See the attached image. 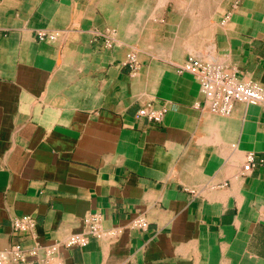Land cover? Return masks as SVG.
Wrapping results in <instances>:
<instances>
[{
  "label": "crops",
  "instance_id": "crops-1",
  "mask_svg": "<svg viewBox=\"0 0 264 264\" xmlns=\"http://www.w3.org/2000/svg\"><path fill=\"white\" fill-rule=\"evenodd\" d=\"M234 3L0 0V251L23 215L28 249L98 213L118 236L55 263L264 264V106L212 113L179 71L193 58L264 89V0ZM148 103L167 108L158 126L135 117Z\"/></svg>",
  "mask_w": 264,
  "mask_h": 264
},
{
  "label": "built area",
  "instance_id": "built-area-1",
  "mask_svg": "<svg viewBox=\"0 0 264 264\" xmlns=\"http://www.w3.org/2000/svg\"><path fill=\"white\" fill-rule=\"evenodd\" d=\"M235 0L234 4H238ZM57 32L48 30H38L36 35L39 40H52ZM97 37L102 39V44L106 48L113 47L116 43L108 33H98ZM125 64L132 70H136L138 63L133 53H129ZM181 72H188L196 77L203 103L212 113L228 115L235 105H262L264 106V89L239 80L234 74L223 72L217 65L211 63H201L196 59L188 58L179 68ZM167 113L164 104L148 103L141 106L136 111L135 117L144 120L151 126H158L163 121ZM245 164L241 168L242 174L251 170L255 164V156L247 154ZM264 223V219L262 220ZM147 221L142 214L136 215L129 226L137 230H145ZM36 222L31 215H23L10 224L11 241L6 250L0 251V264H59L53 261L55 254L60 248L73 249L84 248L88 244V238L101 239L104 237H116L120 233V228L103 226V220L98 213L87 214L82 220L83 230L73 233L64 239L54 242L48 246L34 244L31 248L25 249L21 245V240L33 236Z\"/></svg>",
  "mask_w": 264,
  "mask_h": 264
}]
</instances>
